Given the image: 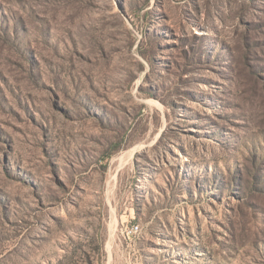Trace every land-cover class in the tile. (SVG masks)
I'll return each instance as SVG.
<instances>
[{"label": "rangeland", "instance_id": "374dc122", "mask_svg": "<svg viewBox=\"0 0 264 264\" xmlns=\"http://www.w3.org/2000/svg\"><path fill=\"white\" fill-rule=\"evenodd\" d=\"M0 264H264V0H0Z\"/></svg>", "mask_w": 264, "mask_h": 264}]
</instances>
